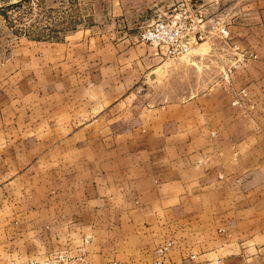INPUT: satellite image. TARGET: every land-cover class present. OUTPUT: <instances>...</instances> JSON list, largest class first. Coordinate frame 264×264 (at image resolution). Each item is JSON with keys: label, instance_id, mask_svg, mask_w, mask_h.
<instances>
[{"label": "crops", "instance_id": "crops-1", "mask_svg": "<svg viewBox=\"0 0 264 264\" xmlns=\"http://www.w3.org/2000/svg\"><path fill=\"white\" fill-rule=\"evenodd\" d=\"M84 32L83 50L97 42L104 66L132 75L74 76L78 95L0 89V114L30 98L38 108L50 102L40 120L3 127L27 136L0 138V194L44 185L34 207L3 200V209L44 211L36 248L25 241L19 254L61 253L75 264H155L157 249L171 242L168 264H264V140L252 139L249 116L227 95L225 105L202 94L139 106L131 89L149 84L155 72L147 47L123 54L115 47L106 59L107 40ZM236 115L247 119L237 122ZM12 242L4 243L0 264H16ZM82 255L84 263L76 260Z\"/></svg>", "mask_w": 264, "mask_h": 264}, {"label": "rangeland", "instance_id": "rangeland-1", "mask_svg": "<svg viewBox=\"0 0 264 264\" xmlns=\"http://www.w3.org/2000/svg\"><path fill=\"white\" fill-rule=\"evenodd\" d=\"M182 1L185 0H0V89L5 86L21 91L58 90L60 95L67 89H74L75 95H78L81 93H77L79 82L74 76L86 78L101 72L114 75L117 71L121 76L132 75L133 71L129 68L116 70L115 66H104V60L99 59L97 42L83 50L84 41L89 38L84 31L94 30L90 33L91 38L107 40L106 59L114 57L115 47H120L122 54L131 51L134 45L144 44L147 47V57L151 59L149 65L155 72L149 84L139 82L131 89L135 91L139 106L155 107L165 101L177 103L202 94H209L207 101L215 98L214 101L224 105L228 98L226 95L230 96L232 105V88L237 91L245 88L252 99L251 105H246V109L234 107L249 118L240 116V113L236 115V120H249L252 139L264 140V0L200 2L206 5L205 30L209 33L208 39L200 42L187 55L168 59L142 42L140 36L161 12ZM222 27H227L228 38L221 36ZM73 47L75 57L67 60L66 54L72 53L70 49ZM242 54H247L244 62L240 60ZM230 67L234 69L233 80L227 84L222 75ZM103 68L107 71L104 72ZM26 101V106L12 107L10 114H0V138L27 136L24 131L9 130L14 129L11 126L5 131L3 127L16 122L28 124L40 120V108L50 103L49 98L43 99L38 108L35 98ZM56 101L53 99V102ZM43 188L41 182H36L27 188L26 194H0V257L3 259L1 253L8 248L4 243L13 241V248L18 252L13 260L16 264H75L73 259L61 253H47L43 258L32 254L28 256L30 259L19 254L24 247L22 244L27 243L31 250L36 248L34 237L41 230L40 220L44 211L35 208L3 209V200L16 202V206L21 201L28 202L34 207L37 202L43 201ZM252 197L257 199L259 195L253 194ZM261 199L264 200V193ZM165 245L157 249L155 264H168L173 243L168 252L161 255L160 250ZM77 259L85 262L84 255Z\"/></svg>", "mask_w": 264, "mask_h": 264}, {"label": "built area", "instance_id": "built-area-1", "mask_svg": "<svg viewBox=\"0 0 264 264\" xmlns=\"http://www.w3.org/2000/svg\"><path fill=\"white\" fill-rule=\"evenodd\" d=\"M223 0H185L178 5H174L172 9L161 12L157 19L148 25L140 39L148 44L154 50L160 51L168 59H177L187 55L200 42L208 39L209 33H206L205 28L207 21L206 5L201 4L206 2L221 3ZM220 34L224 38H228L230 33L227 27L220 29ZM234 48L237 49L235 46ZM247 58V54H242V62ZM239 60V61H240ZM234 69L228 68L222 75L225 83H232V73ZM231 86V84H230ZM233 106H238L246 109V105H251L252 99L247 89L234 90ZM172 243L166 244L161 250L163 255L168 252Z\"/></svg>", "mask_w": 264, "mask_h": 264}, {"label": "water", "instance_id": "water-1", "mask_svg": "<svg viewBox=\"0 0 264 264\" xmlns=\"http://www.w3.org/2000/svg\"><path fill=\"white\" fill-rule=\"evenodd\" d=\"M152 79H153V77H152Z\"/></svg>", "mask_w": 264, "mask_h": 264}]
</instances>
